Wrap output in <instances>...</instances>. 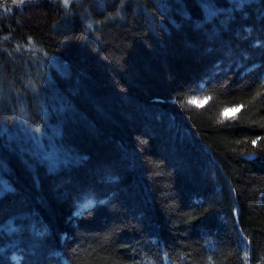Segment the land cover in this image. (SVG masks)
<instances>
[{
  "label": "trees",
  "instance_id": "1",
  "mask_svg": "<svg viewBox=\"0 0 264 264\" xmlns=\"http://www.w3.org/2000/svg\"><path fill=\"white\" fill-rule=\"evenodd\" d=\"M0 264H264V0H0Z\"/></svg>",
  "mask_w": 264,
  "mask_h": 264
},
{
  "label": "rangeland",
  "instance_id": "2",
  "mask_svg": "<svg viewBox=\"0 0 264 264\" xmlns=\"http://www.w3.org/2000/svg\"><path fill=\"white\" fill-rule=\"evenodd\" d=\"M191 101H196V103H192L193 105H202L203 103H205V100L202 99V98H194L193 100ZM236 112V111H231V109H229V111L227 112H224L225 116H232V114ZM13 259L15 261H17V256L16 255H13Z\"/></svg>",
  "mask_w": 264,
  "mask_h": 264
},
{
  "label": "snow or ice",
  "instance_id": "3",
  "mask_svg": "<svg viewBox=\"0 0 264 264\" xmlns=\"http://www.w3.org/2000/svg\"><path fill=\"white\" fill-rule=\"evenodd\" d=\"M68 0H65V3H67ZM13 4H23L24 0H12ZM189 103H196V101H189ZM238 109H231V111H237ZM229 111L228 109L225 110V112ZM253 143L255 144V141H253Z\"/></svg>",
  "mask_w": 264,
  "mask_h": 264
}]
</instances>
